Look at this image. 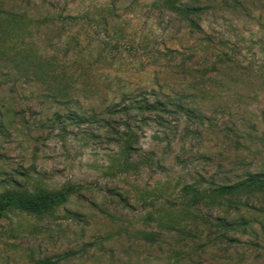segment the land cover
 <instances>
[{
	"label": "rangeland",
	"instance_id": "rangeland-1",
	"mask_svg": "<svg viewBox=\"0 0 264 264\" xmlns=\"http://www.w3.org/2000/svg\"><path fill=\"white\" fill-rule=\"evenodd\" d=\"M152 93L200 118L124 110ZM255 172L264 0H0V197L63 195L0 264H264V192L213 193Z\"/></svg>",
	"mask_w": 264,
	"mask_h": 264
},
{
	"label": "trees",
	"instance_id": "trees-1",
	"mask_svg": "<svg viewBox=\"0 0 264 264\" xmlns=\"http://www.w3.org/2000/svg\"><path fill=\"white\" fill-rule=\"evenodd\" d=\"M200 7H186L184 12H189L192 15H196ZM191 23L196 24L194 19H190ZM157 95L156 93H152ZM124 110L130 108L139 110L141 112H169L171 110L168 106H173L174 110L186 117L190 121H197L200 118L198 112L189 105H184L182 101H176L171 98L155 97L154 100L150 101L147 98L136 99L131 102V106L123 105ZM239 191L249 192H264V172L251 173L244 179L228 184L219 185L213 189V193L222 196H229ZM63 199V195L57 194L53 191L39 190L36 193L28 192H16L6 191L0 197V218L5 214L6 211L11 207L18 208L22 211L27 212H42L54 204L59 203ZM241 224V223H240ZM244 224V223H242Z\"/></svg>",
	"mask_w": 264,
	"mask_h": 264
}]
</instances>
